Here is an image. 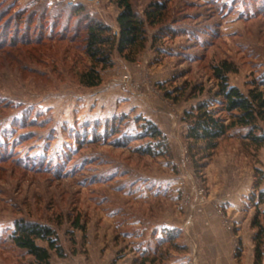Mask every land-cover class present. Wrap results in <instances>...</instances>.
Here are the masks:
<instances>
[{"label": "rangeland", "instance_id": "obj_1", "mask_svg": "<svg viewBox=\"0 0 264 264\" xmlns=\"http://www.w3.org/2000/svg\"><path fill=\"white\" fill-rule=\"evenodd\" d=\"M152 1L164 0H131L139 14ZM56 2L0 0V264H34L7 238L19 220L55 232L64 256L51 251L50 264H128L166 231L186 249L163 243L165 262L192 264L209 229L230 235L240 264L252 246L253 264L264 146L232 128L197 173L182 116L211 98L219 60L236 66L228 82L244 93L264 75V0H168L164 22L146 25V47L132 61L114 53L96 87L78 82L89 61L77 41H59L76 16ZM90 2L85 10L116 32L115 1ZM145 120L165 136L166 156L140 153Z\"/></svg>", "mask_w": 264, "mask_h": 264}, {"label": "trees", "instance_id": "obj_2", "mask_svg": "<svg viewBox=\"0 0 264 264\" xmlns=\"http://www.w3.org/2000/svg\"><path fill=\"white\" fill-rule=\"evenodd\" d=\"M120 11L115 21L117 31L102 20L95 18L85 10V4L67 5L58 1L55 5H63L68 11L67 19L76 16L75 25L69 29V44L80 45L82 53L89 63L77 74L80 85L96 87L102 81L101 72L113 65V54L117 53L126 60L135 59L138 52L146 47L148 37L146 25H161L169 11L168 0L152 1L139 14L131 0H114ZM30 14H34L33 11ZM82 17V19H81ZM169 29L159 32L169 34ZM154 34L151 46L161 37ZM11 43V42H10ZM37 44L41 43L36 41ZM211 77L215 80V90L208 100L199 101L196 105L183 112L182 121L186 125L183 135L186 152L193 164L194 171L199 172L215 152L219 141L228 131L235 127H246L243 137L256 147L264 146V75L253 80L247 92L229 84L228 73L237 71L236 66L226 59L211 65ZM148 137L150 143L140 153L149 156H166L167 142L161 130L151 121L145 120L142 131L137 138ZM116 145H121L117 143ZM258 176L256 185L264 181V173L255 168L254 176ZM259 203L264 202V190L258 193ZM252 220V226L257 228L254 235V262L262 264L264 254V210L257 209ZM76 229L84 230L85 226L77 215L71 222ZM178 233L166 231V236L159 239L155 249L146 250L142 255L128 264H167L166 254L162 251L163 243H168L174 249H186L177 244ZM7 238L14 246L25 250L32 256L34 264H50V252L54 251L58 257L64 252L55 232L48 226L26 220L16 221L8 233ZM45 244V245H44Z\"/></svg>", "mask_w": 264, "mask_h": 264}, {"label": "crops", "instance_id": "obj_3", "mask_svg": "<svg viewBox=\"0 0 264 264\" xmlns=\"http://www.w3.org/2000/svg\"><path fill=\"white\" fill-rule=\"evenodd\" d=\"M208 230L207 235H204L205 242L203 241L200 243L198 242V255H197V262L192 264H240L234 256V243L230 235L227 236L225 239H221L219 235L220 233L213 234ZM198 235L200 232H197ZM195 234V233H194ZM202 235V236H203ZM201 237V236H199ZM252 246H248L245 254L247 255L245 261L241 264H252L250 258V252L252 251Z\"/></svg>", "mask_w": 264, "mask_h": 264}, {"label": "built area", "instance_id": "obj_4", "mask_svg": "<svg viewBox=\"0 0 264 264\" xmlns=\"http://www.w3.org/2000/svg\"><path fill=\"white\" fill-rule=\"evenodd\" d=\"M56 1H61V0H56ZM90 1H93V0H64V2L67 5H74L78 3L87 5L88 3H91Z\"/></svg>", "mask_w": 264, "mask_h": 264}]
</instances>
